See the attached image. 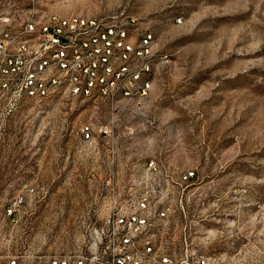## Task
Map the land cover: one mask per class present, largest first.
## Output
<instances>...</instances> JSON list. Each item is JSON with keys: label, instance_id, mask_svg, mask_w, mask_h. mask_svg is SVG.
<instances>
[{"label": "rangeland", "instance_id": "1", "mask_svg": "<svg viewBox=\"0 0 264 264\" xmlns=\"http://www.w3.org/2000/svg\"><path fill=\"white\" fill-rule=\"evenodd\" d=\"M40 14L126 21L154 32L168 60L153 69L152 124L117 121L114 171L148 159L193 169L196 186L173 233L230 262L264 264V0H35ZM180 23H176L177 18ZM119 113L56 94L0 101V254L83 247L107 212L108 160L77 131ZM32 188V189H31ZM24 200L9 216L7 207Z\"/></svg>", "mask_w": 264, "mask_h": 264}, {"label": "built area", "instance_id": "2", "mask_svg": "<svg viewBox=\"0 0 264 264\" xmlns=\"http://www.w3.org/2000/svg\"><path fill=\"white\" fill-rule=\"evenodd\" d=\"M181 18L176 19L180 23ZM154 32L129 16L126 21L81 14H40L35 0H0V101L13 106L56 94L108 102L113 117L96 132L80 125L79 139L97 149L103 138L108 160L107 212L83 247L54 253L17 249L0 254V264H238L220 252L198 249L177 237L171 222L184 212L197 183L193 169L154 159L114 171L117 121L128 133L133 122L152 124L147 99L153 69L167 61ZM32 189V188H31ZM24 197L16 195L13 216Z\"/></svg>", "mask_w": 264, "mask_h": 264}]
</instances>
